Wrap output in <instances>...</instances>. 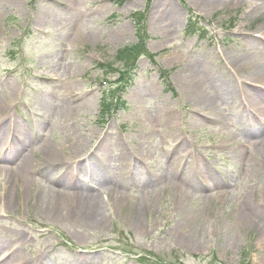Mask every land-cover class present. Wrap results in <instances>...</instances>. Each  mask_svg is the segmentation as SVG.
Wrapping results in <instances>:
<instances>
[{
    "label": "rangeland",
    "instance_id": "rangeland-1",
    "mask_svg": "<svg viewBox=\"0 0 264 264\" xmlns=\"http://www.w3.org/2000/svg\"><path fill=\"white\" fill-rule=\"evenodd\" d=\"M199 2L0 0V96L19 122L44 125L58 163L32 174L25 190L13 184V206L0 203V263L264 264V142L246 145L257 136L248 138L250 124L234 107H218L214 124L192 114L197 90L228 91L221 59L264 57V37H243L264 25V0L210 11ZM251 2L261 11L249 14ZM158 3L177 10L166 39ZM41 138L29 152L35 170L46 161L38 160ZM179 140L185 146L173 150ZM78 157L121 183L117 200L89 190L109 204L101 224H87L76 197L53 212L39 203L49 176L69 180V159Z\"/></svg>",
    "mask_w": 264,
    "mask_h": 264
},
{
    "label": "bare ground",
    "instance_id": "bare-ground-1",
    "mask_svg": "<svg viewBox=\"0 0 264 264\" xmlns=\"http://www.w3.org/2000/svg\"><path fill=\"white\" fill-rule=\"evenodd\" d=\"M165 1V0H162ZM220 2L221 5L227 4H240L244 3L245 0H200L198 6L203 10H212L214 4ZM170 7L162 8L159 6V3L155 5L156 11L160 16L158 20L165 21L166 27H160L162 30V38L166 39L171 36V24L174 23L175 17L177 15V10L174 6L169 3ZM258 5L255 2H251L248 8V13H256L261 11ZM145 14V12H144ZM263 26L259 29H254L249 33L243 35L247 40L256 42V38L264 37ZM264 43V38L261 40ZM261 52L264 53V46L260 48ZM262 56V55H261ZM223 67L226 71V84L227 92H221L220 90L213 89L210 92L201 93L197 90L195 93V108L197 111H193V117L198 121V118L201 119L204 125L214 124L215 121L211 113L215 112L218 107L223 105L234 107L240 114V119L244 125L246 121L250 126L246 125L245 134L250 138L252 135H256L257 138L254 141L249 139L246 142L248 147H253L255 149H260V145L264 142V137H260V132L264 127V119L261 117L264 116V110L261 109L262 99L264 98V93L258 89L259 86L264 89V57L246 59L242 56L229 58L225 57L220 60V67ZM187 79L194 80L196 74L189 71L185 75ZM10 93L14 94V97H21L22 92L18 88H10ZM263 113V114H262ZM259 118V119H258ZM24 127L19 131V127ZM43 124L39 123L34 130V134L31 132L29 125H24L19 122L16 114L8 110V107L5 105L4 100L0 96V176L3 178V197L4 199L0 200L6 208L13 206L12 201L10 200L11 196V186L21 187L23 190L29 187V183L32 182V174L37 172L42 173L43 170L46 172L47 167L52 166L53 164H58L57 160H51L56 154V150L53 146L46 144L41 138V131L43 130ZM178 136L177 132H174ZM41 138L40 143V155L38 160H46L42 163L38 170H35V164L32 162V159L29 157V152L34 142L38 141V138ZM32 140L34 142H32ZM104 140L101 139L100 143ZM255 142V143H254ZM28 145V146H27ZM185 146L184 140H179L173 145V150L182 149ZM29 147V149H27ZM120 156H127L126 148L124 145L120 149ZM196 155L200 156V152L197 151ZM52 157V158H51ZM70 165L72 166V177L63 178L64 175L53 174L48 178L49 188L47 191L39 192L41 193L42 200L40 204H45V207H50V204L55 207L53 211L57 209H62L65 201L63 199H72V197L78 198L77 202L81 204L80 210L84 219L88 225H97L101 224L107 218V210H110L109 204L100 201L99 196L93 192L89 191L91 189L96 190L102 189L106 194L112 199L115 197V200L118 199L120 194H122L121 189L117 184L119 181H114L108 179V177H103V175L98 174L96 166H90V164L85 162V158L81 157L78 161H74L73 158L69 159ZM60 168V166H58ZM57 167V168H58ZM57 170V169H56ZM93 177L91 176V174ZM86 175L87 181L75 180L79 175ZM1 178V179H2ZM199 177L193 178L195 182H198ZM207 181V180H205ZM215 182V179L209 180L204 183L206 190L210 189ZM217 182H222L223 185L228 184L227 179H218ZM19 185H17V184ZM199 183V182H198ZM5 184V186H4ZM60 186V187H59ZM72 190V191H71ZM61 201V202H60ZM240 222L244 224H249L250 219L249 215L240 216ZM3 241L0 240V249L2 248ZM16 244V243H15ZM17 245V244H16ZM10 249L5 248L4 254L8 256ZM35 262H40L39 264H45L40 258H35ZM0 264H9L6 262Z\"/></svg>",
    "mask_w": 264,
    "mask_h": 264
},
{
    "label": "trees",
    "instance_id": "trees-1",
    "mask_svg": "<svg viewBox=\"0 0 264 264\" xmlns=\"http://www.w3.org/2000/svg\"><path fill=\"white\" fill-rule=\"evenodd\" d=\"M243 264V263H242ZM245 264V263H244ZM246 264H248V263H246Z\"/></svg>",
    "mask_w": 264,
    "mask_h": 264
}]
</instances>
